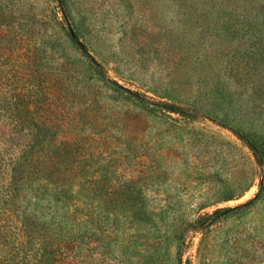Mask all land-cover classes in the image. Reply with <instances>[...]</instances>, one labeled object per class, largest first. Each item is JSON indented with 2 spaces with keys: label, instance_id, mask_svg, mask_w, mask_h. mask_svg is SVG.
I'll return each mask as SVG.
<instances>
[{
  "label": "rangeland",
  "instance_id": "rangeland-1",
  "mask_svg": "<svg viewBox=\"0 0 264 264\" xmlns=\"http://www.w3.org/2000/svg\"><path fill=\"white\" fill-rule=\"evenodd\" d=\"M64 2L117 83L58 0H0V98L32 112L5 120L15 153L54 147L59 188L87 195L82 264H264V192L194 225L264 181L233 130L264 148V0Z\"/></svg>",
  "mask_w": 264,
  "mask_h": 264
},
{
  "label": "trees",
  "instance_id": "trees-1",
  "mask_svg": "<svg viewBox=\"0 0 264 264\" xmlns=\"http://www.w3.org/2000/svg\"><path fill=\"white\" fill-rule=\"evenodd\" d=\"M58 1L71 37L85 54L94 60L99 76L116 82L108 76L102 63L80 39L64 0ZM50 86L43 92L47 93ZM128 90L144 103H153L183 113L190 111L179 105L153 101L138 91ZM39 97L37 94L33 102L38 101ZM14 102V107L9 104L7 106V99L0 98V123H3L0 126V264H82L85 260L87 237L84 214L87 195L59 188L54 169V147L33 143L23 155L15 153V149L19 147L11 141L26 130L28 115L32 112H24V107L26 110L29 107L25 106L27 99L21 94L15 96ZM7 116L17 121L14 122L16 128L13 129L18 135H15V132L11 134L6 128ZM221 124L224 123L221 121ZM42 130L39 129L36 134L41 136ZM233 130L253 150L258 163L264 168V148L246 133ZM263 192L262 180L255 196L237 205L216 209L210 215L198 218L194 225L203 226L210 219L213 222L221 215L249 206L255 203Z\"/></svg>",
  "mask_w": 264,
  "mask_h": 264
}]
</instances>
